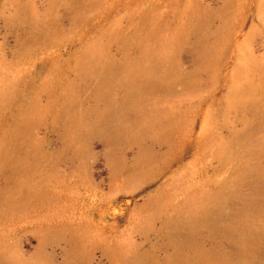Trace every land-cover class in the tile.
<instances>
[{
    "label": "rangeland",
    "instance_id": "1",
    "mask_svg": "<svg viewBox=\"0 0 264 264\" xmlns=\"http://www.w3.org/2000/svg\"><path fill=\"white\" fill-rule=\"evenodd\" d=\"M0 264H264V0H0Z\"/></svg>",
    "mask_w": 264,
    "mask_h": 264
}]
</instances>
